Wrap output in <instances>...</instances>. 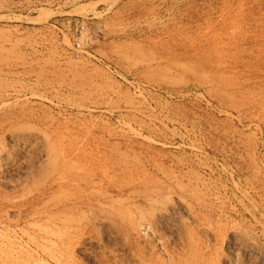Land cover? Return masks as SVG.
<instances>
[{
	"label": "rangeland",
	"instance_id": "rangeland-1",
	"mask_svg": "<svg viewBox=\"0 0 264 264\" xmlns=\"http://www.w3.org/2000/svg\"><path fill=\"white\" fill-rule=\"evenodd\" d=\"M262 83L264 0H0V264H264Z\"/></svg>",
	"mask_w": 264,
	"mask_h": 264
},
{
	"label": "bare ground",
	"instance_id": "bare-ground-1",
	"mask_svg": "<svg viewBox=\"0 0 264 264\" xmlns=\"http://www.w3.org/2000/svg\"><path fill=\"white\" fill-rule=\"evenodd\" d=\"M259 87H261L262 89H263V96H261L262 98H263V100H264V83H262V84H259ZM259 102H260V100H259ZM261 107V106H260ZM262 108H263V106H262ZM263 110H264V108H263ZM57 158H61L60 156L59 157H57Z\"/></svg>",
	"mask_w": 264,
	"mask_h": 264
}]
</instances>
